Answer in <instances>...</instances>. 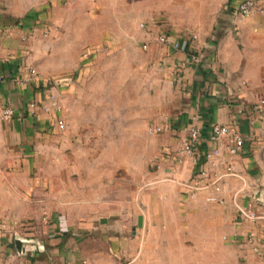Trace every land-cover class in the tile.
I'll return each mask as SVG.
<instances>
[{
  "label": "crops",
  "instance_id": "obj_1",
  "mask_svg": "<svg viewBox=\"0 0 264 264\" xmlns=\"http://www.w3.org/2000/svg\"><path fill=\"white\" fill-rule=\"evenodd\" d=\"M241 1L0 0V109L15 110L0 120V264H264V220L245 216L264 215V14L237 16ZM131 83L138 144L113 145L136 131L127 113L107 125L92 89ZM213 124L243 135L239 155ZM195 126L199 158L182 153Z\"/></svg>",
  "mask_w": 264,
  "mask_h": 264
},
{
  "label": "built area",
  "instance_id": "obj_2",
  "mask_svg": "<svg viewBox=\"0 0 264 264\" xmlns=\"http://www.w3.org/2000/svg\"><path fill=\"white\" fill-rule=\"evenodd\" d=\"M264 14V0H242L235 8V14L241 18L250 17L254 14ZM190 36L192 38V42H195L198 39V35L194 32L190 33ZM158 42L160 44L166 45L170 44V39L166 34H162L158 37ZM180 42H174L172 45L175 47L180 46ZM192 46V45H191ZM144 48H148V45H144ZM197 47L194 45L192 46L193 51H196ZM196 62L200 60V56L198 54H195L193 58ZM4 81V78L2 75H0V85ZM52 100V107L56 109L57 111H61L63 109L61 102L58 100L56 96L51 95ZM254 109L256 110H262V103L256 104L254 106ZM46 111L49 110V108H45ZM264 113V112H263ZM15 116V110L11 107H3L0 109V120H10ZM65 121L60 120L59 126L61 129L65 128ZM152 131H161V128H152ZM202 131L199 127L195 126L192 127L189 130L188 137L184 141L182 153L193 157V158H199V140L201 138ZM210 139L214 142H220L225 141L227 145V150L229 154L232 156L239 155L245 146V139L243 135L238 132L235 128L224 125V124H213L210 128ZM221 154V151L219 148L213 147L212 149L208 150L205 154V157L207 160L211 162V164L214 166V159L218 158ZM228 172H232V167H228ZM201 175L205 176L207 175L206 172H202ZM245 216L248 220L255 223L260 220H264V215L257 213L255 211H248L245 212ZM247 242L253 246V249L255 252H260V240L258 235L255 232L249 233L247 237Z\"/></svg>",
  "mask_w": 264,
  "mask_h": 264
},
{
  "label": "rangeland",
  "instance_id": "obj_3",
  "mask_svg": "<svg viewBox=\"0 0 264 264\" xmlns=\"http://www.w3.org/2000/svg\"><path fill=\"white\" fill-rule=\"evenodd\" d=\"M121 58H118V62H121ZM104 84V83H102ZM114 85H117V83L114 82ZM133 85L129 89H121L118 87H95L92 89V96L95 95L98 97V106L97 109L102 112L100 113L103 118L107 119V125H112L113 128H121L123 121H122V114L125 117V114L127 113L129 115V126L131 129H134L136 131V134L131 135L129 138H122V137H110L109 143L113 145H121L122 143L124 145L129 144L130 146L137 145L138 144V131L140 128L141 122L138 120L139 114H143V110L141 108L139 109L140 106H142L143 102L145 101L144 94L142 90H140L137 87L136 83H131ZM102 97H105L103 101H105L104 107L101 105V99ZM108 98V99H106ZM127 100V101H126ZM127 105V107H126ZM125 109H128L126 112ZM112 116V120L111 119ZM101 124V122L99 123ZM125 124V120H124ZM104 123H102V128L105 127ZM94 139H99V138H92L91 143L94 142ZM87 143H90L89 139H87ZM106 140V139H104ZM135 154L132 152L129 154L130 159L132 160V157ZM100 160H103L104 164L106 162H110L111 160L116 163L121 160L120 154H108L104 158V154H98L97 155ZM106 167V166H105ZM110 167L107 166L106 168L99 169L97 170V173L99 174H104V178H106L107 174H110L112 170L109 169Z\"/></svg>",
  "mask_w": 264,
  "mask_h": 264
},
{
  "label": "water",
  "instance_id": "obj_4",
  "mask_svg": "<svg viewBox=\"0 0 264 264\" xmlns=\"http://www.w3.org/2000/svg\"><path fill=\"white\" fill-rule=\"evenodd\" d=\"M34 242H32L31 240H27V239H24V238H16L15 240V244L17 246V249L19 251V253L21 254H25L27 253V248L31 245H34L33 244Z\"/></svg>",
  "mask_w": 264,
  "mask_h": 264
}]
</instances>
